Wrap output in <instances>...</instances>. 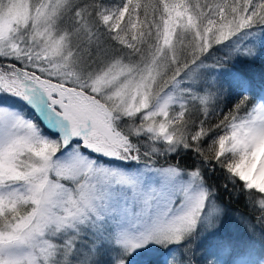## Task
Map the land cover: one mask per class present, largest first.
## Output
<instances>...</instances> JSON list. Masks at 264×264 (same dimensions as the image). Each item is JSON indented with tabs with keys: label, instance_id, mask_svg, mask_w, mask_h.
Listing matches in <instances>:
<instances>
[{
	"label": "snow or ice",
	"instance_id": "1",
	"mask_svg": "<svg viewBox=\"0 0 264 264\" xmlns=\"http://www.w3.org/2000/svg\"><path fill=\"white\" fill-rule=\"evenodd\" d=\"M0 264H264V0H0Z\"/></svg>",
	"mask_w": 264,
	"mask_h": 264
},
{
	"label": "trees",
	"instance_id": "2",
	"mask_svg": "<svg viewBox=\"0 0 264 264\" xmlns=\"http://www.w3.org/2000/svg\"><path fill=\"white\" fill-rule=\"evenodd\" d=\"M255 71H259L258 68L254 69ZM214 182L218 183V180H214ZM227 204V208L226 211H228V214L232 217H237L239 216L241 213H244L247 211V209L245 208L244 205V201L243 198H241L239 201H226ZM259 231V229H257V232ZM257 239H259V237L257 236Z\"/></svg>",
	"mask_w": 264,
	"mask_h": 264
},
{
	"label": "rangeland",
	"instance_id": "3",
	"mask_svg": "<svg viewBox=\"0 0 264 264\" xmlns=\"http://www.w3.org/2000/svg\"><path fill=\"white\" fill-rule=\"evenodd\" d=\"M228 212V211H227Z\"/></svg>",
	"mask_w": 264,
	"mask_h": 264
}]
</instances>
